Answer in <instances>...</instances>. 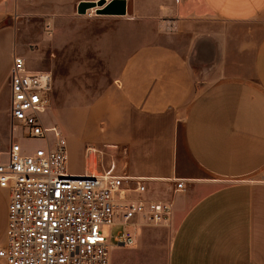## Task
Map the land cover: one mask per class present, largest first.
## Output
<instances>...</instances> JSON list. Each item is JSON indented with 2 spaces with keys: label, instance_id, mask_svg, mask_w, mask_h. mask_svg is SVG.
<instances>
[{
  "label": "crops",
  "instance_id": "1",
  "mask_svg": "<svg viewBox=\"0 0 264 264\" xmlns=\"http://www.w3.org/2000/svg\"><path fill=\"white\" fill-rule=\"evenodd\" d=\"M80 1L0 0V151L11 140L13 55L27 66L30 57L15 6L53 16L65 7L67 32ZM124 2L123 15L91 17L98 38L78 43L96 48L106 69L95 78L106 83L80 93L91 163L71 173L142 177L143 196L171 201L172 213L130 221L132 243L109 238V264H264V0H169L150 14ZM7 202L0 187V246Z\"/></svg>",
  "mask_w": 264,
  "mask_h": 264
},
{
  "label": "built area",
  "instance_id": "2",
  "mask_svg": "<svg viewBox=\"0 0 264 264\" xmlns=\"http://www.w3.org/2000/svg\"><path fill=\"white\" fill-rule=\"evenodd\" d=\"M9 83L11 140L0 151V187L8 190L0 246L5 264H109L103 227L127 225L137 217L152 224L169 221L172 202L146 199L142 177L68 171L66 138L45 119L52 103V71L31 70L14 54ZM31 139L43 145L25 148L22 141ZM183 189L184 181L174 179V191ZM114 242L129 245L132 238L119 230Z\"/></svg>",
  "mask_w": 264,
  "mask_h": 264
},
{
  "label": "rangeland",
  "instance_id": "3",
  "mask_svg": "<svg viewBox=\"0 0 264 264\" xmlns=\"http://www.w3.org/2000/svg\"><path fill=\"white\" fill-rule=\"evenodd\" d=\"M130 1L138 11L150 14L157 12V9L169 0ZM64 8L56 10L55 16H53L51 13L48 14L47 10L45 12L38 11L32 3L19 6V8L15 6L13 22L18 28V35L22 36L23 46L30 53L29 60H27L28 68L49 70L53 73L54 87L51 109L45 119L49 125H56L66 138L68 170L72 172L73 170H83L91 163V156L84 150V144L79 143V139L87 133L86 128L80 125L79 96L81 92L94 95L97 90L103 88L106 81L96 80L95 76L96 73L104 71L106 65L101 63L95 47L80 48L78 46L80 39L94 42L98 38L99 28L96 22L91 20V17L101 14H97L95 8L87 9L84 14H79L74 6L72 7L74 20L68 27V29H72L65 32V19L69 20L70 15ZM49 18L56 19L58 31H52ZM69 41H73V44H69ZM69 108L75 110H69ZM24 141V146L28 149L43 145L41 139ZM128 228V225L105 226L103 233L111 239L119 230Z\"/></svg>",
  "mask_w": 264,
  "mask_h": 264
},
{
  "label": "water",
  "instance_id": "4",
  "mask_svg": "<svg viewBox=\"0 0 264 264\" xmlns=\"http://www.w3.org/2000/svg\"><path fill=\"white\" fill-rule=\"evenodd\" d=\"M118 6L121 7L118 10ZM95 8L97 14H120L125 13V2L124 0H83L80 1L76 6V11L79 14H84L87 9Z\"/></svg>",
  "mask_w": 264,
  "mask_h": 264
}]
</instances>
